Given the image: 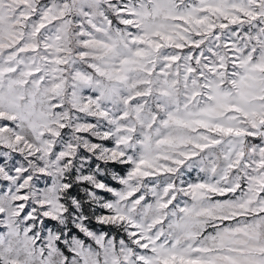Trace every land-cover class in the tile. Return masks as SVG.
<instances>
[{
	"label": "snow or ice",
	"instance_id": "snow-or-ice-1",
	"mask_svg": "<svg viewBox=\"0 0 264 264\" xmlns=\"http://www.w3.org/2000/svg\"><path fill=\"white\" fill-rule=\"evenodd\" d=\"M0 264H264V0H0Z\"/></svg>",
	"mask_w": 264,
	"mask_h": 264
},
{
	"label": "trees",
	"instance_id": "trees-1",
	"mask_svg": "<svg viewBox=\"0 0 264 264\" xmlns=\"http://www.w3.org/2000/svg\"><path fill=\"white\" fill-rule=\"evenodd\" d=\"M110 183H112L111 181H109Z\"/></svg>",
	"mask_w": 264,
	"mask_h": 264
}]
</instances>
